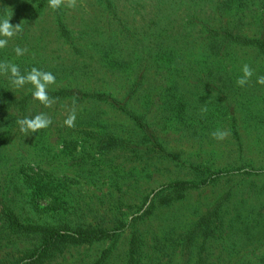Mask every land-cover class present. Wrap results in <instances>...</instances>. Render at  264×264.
<instances>
[{
    "label": "rangeland",
    "instance_id": "1",
    "mask_svg": "<svg viewBox=\"0 0 264 264\" xmlns=\"http://www.w3.org/2000/svg\"><path fill=\"white\" fill-rule=\"evenodd\" d=\"M5 11L23 31L0 49V62L17 64L22 74L49 71L56 83L48 93L68 89L80 101L54 98L46 107L30 95L33 85L16 88L10 73L0 74V107H11L0 117V194L26 229L16 235L0 220V264L28 263L23 259L40 246L32 228L50 215L95 220V211L104 215L102 227L117 230L115 245L107 239L71 249L60 264H98L106 251L100 264H130L134 230L149 247L141 246L140 264H182L179 244L169 242L180 241L220 202L227 210L219 230L201 245L228 254L225 264L264 257V218L254 224L262 215L256 205L264 204V85L257 83L264 75V0H78L55 11L48 0H0V16ZM59 26L70 41L61 39ZM17 46L28 52L17 56ZM244 64L254 75L239 87ZM26 95L27 116L44 113L53 123L22 136L16 121ZM73 109L69 128L64 121ZM136 120L159 137L165 153L138 148ZM217 128L230 135L215 140ZM172 183L186 185L175 191ZM259 191L244 204L255 209L247 217L239 202ZM52 199L79 208L55 210ZM163 226L171 233L162 236ZM36 264L51 261L43 254Z\"/></svg>",
    "mask_w": 264,
    "mask_h": 264
},
{
    "label": "trees",
    "instance_id": "2",
    "mask_svg": "<svg viewBox=\"0 0 264 264\" xmlns=\"http://www.w3.org/2000/svg\"><path fill=\"white\" fill-rule=\"evenodd\" d=\"M59 30H60L61 39L67 41H70V39H72L69 33H67L62 26H59ZM48 94L51 98H56V99L71 97L72 103L80 101V99H78L76 95H73L72 91L68 89H64L57 92H49ZM30 95L23 96L22 99H20L19 101L20 104L18 107L19 113H17L18 117H20L19 119L26 117L29 118L27 116L28 108L26 102L30 100ZM10 110L11 107L9 104L0 107V117H1V113L4 115L5 113L10 112ZM130 117L133 118L132 115ZM136 124L138 127V131H141L142 133V136L140 138L141 144L138 146V148L140 149L142 148L145 154H149L151 150H156L157 154L162 151L163 153H165V150L163 149L162 145H159L160 143L159 137L156 134L152 133L150 129L141 121L136 120ZM3 128H4V122L3 120L0 119V131ZM18 132L20 133V135L22 136L24 135L19 131V129ZM58 133L59 136H61L62 131L59 130ZM0 141L2 142L3 140ZM112 141L113 139L109 140L110 143ZM27 178L29 179L30 177ZM185 185L186 184L184 183H172L170 184L169 187L174 188V190L177 191L183 189ZM45 187L47 192L51 190V188L47 186ZM260 192L261 191L254 192V194L252 193L253 195L246 196V198H244V201H240L239 204H243V205L246 204V202L249 201L252 198V196L254 195L260 196L261 195ZM7 203H9V201L8 198L6 197V194L5 193L0 194V220L2 224L12 232L13 230H18V232L15 233L16 235H23L26 229L20 227L14 214L10 213L13 211V206L11 205L12 208L11 211V208L10 206L7 205ZM52 205L55 207V210L63 209L66 211H70L71 213L77 211L79 208V207H75V205H71L68 210L66 207H64L65 203L63 205V201L58 199H52ZM251 206L252 204L249 205V207ZM245 207L246 206L244 205L242 210L247 214V217L250 214L255 213L254 212L255 209H253L252 207L249 209H245ZM256 208L259 213H262V215L264 214V204H261L260 207H257L256 205ZM226 210H227L226 207H223V204L221 202L215 204L210 210H207L206 213L201 215V217L195 222V224L190 230L186 231L183 234L180 241H178V239L174 240L173 237L171 242H169V245L179 244L178 248L176 247V245L174 246L175 248L179 249L178 256L182 264H225V262L228 261L229 259L228 254L215 253L210 248L206 247L205 249V247L201 245L202 243L201 240L205 241L209 237L217 234L216 232L219 230L218 224H219V219L221 217V213L225 212ZM102 212L103 214H106V211H102ZM110 213L113 216L114 223L120 222L119 221L120 213L118 212L117 209H112ZM262 215L258 217L259 219L255 220L254 224L258 225L262 223L264 218V215L263 216ZM93 217L95 218V220H91V219L85 220L83 216H75L74 219L65 221L61 218H57L56 215H50L48 221L45 224L39 223L37 224V227L32 228V230H34L33 233H36L37 238H39L40 240V246H36L34 251H32L27 258L25 257V259H23V262H25V260H29L28 263H24V264H36L43 254L49 257L51 264H60V262L66 257V254L71 252V249L76 250L86 245L91 246L107 239H112V243L110 247H113L116 242V237H113V235L116 234L117 230L116 229L110 230L107 229V227H102L101 223L104 224L105 218L104 215L101 218L98 217L97 211L94 212ZM236 218L238 219V221H241L243 225L244 219L240 213L236 214ZM231 220L232 222L234 221L233 219ZM51 222L54 223L47 225L48 223ZM138 222L145 223L146 221L140 219ZM151 228L152 226H150V229ZM161 230H162L161 232L162 236H166L169 233H171V231L169 232L170 228L167 226H163ZM262 231L264 232V227ZM260 235H261V231L258 236ZM247 238L248 239L246 240L250 241L252 237L247 236ZM155 242L162 249L167 247V245L163 241H158V242L155 241ZM128 245H129L128 256H129L130 264L139 263L138 260L143 255L141 246L143 247V245H146L147 249H149L148 245L145 243L143 239L141 232L138 230H134V232L129 238ZM106 252L102 253V258L98 262V264H100V262L106 258L107 256ZM246 262L249 263L248 261ZM228 264L230 263L228 262ZM232 264H236V263H232ZM257 264H264V257L261 256L257 258Z\"/></svg>",
    "mask_w": 264,
    "mask_h": 264
},
{
    "label": "clouds",
    "instance_id": "3",
    "mask_svg": "<svg viewBox=\"0 0 264 264\" xmlns=\"http://www.w3.org/2000/svg\"><path fill=\"white\" fill-rule=\"evenodd\" d=\"M77 2L78 0H48V6L55 11L62 6L75 8ZM12 16L13 12L8 13L7 11H5L3 16H0V49H4L8 45L9 39L23 31L22 22L15 26L10 22ZM14 51L17 56H23L28 52V49L17 46ZM9 73L11 83L14 87L22 88L25 84H31L35 89L32 93L33 99L38 100L46 107H51L56 103V99L51 98L48 94L49 86L56 83V77L53 73L37 67H32L26 74H22L20 67L17 64L8 61L0 62V74L8 75ZM253 75L254 72L251 66L249 64H244L242 66V76L236 80L237 86L244 87L247 85ZM257 83L264 85V75L257 77ZM201 112L202 114H206L208 108L206 106L202 107ZM75 121L76 112L75 109H73L65 119L64 124L69 128H73L75 127ZM16 123L19 126V131L27 135L29 132L35 133L47 129L53 121L47 114L41 113L32 118L26 117L18 119ZM211 135L215 140L223 141L230 135V133L223 128H217L211 133Z\"/></svg>",
    "mask_w": 264,
    "mask_h": 264
}]
</instances>
